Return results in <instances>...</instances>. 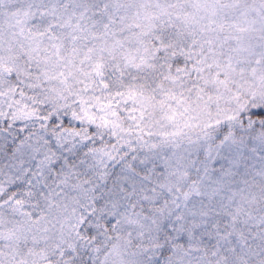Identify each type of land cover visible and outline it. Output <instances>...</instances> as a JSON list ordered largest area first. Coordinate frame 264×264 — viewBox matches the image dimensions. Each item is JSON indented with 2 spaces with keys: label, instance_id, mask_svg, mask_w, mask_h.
Listing matches in <instances>:
<instances>
[{
  "label": "snow or ice",
  "instance_id": "1",
  "mask_svg": "<svg viewBox=\"0 0 264 264\" xmlns=\"http://www.w3.org/2000/svg\"><path fill=\"white\" fill-rule=\"evenodd\" d=\"M0 264H264V0H0Z\"/></svg>",
  "mask_w": 264,
  "mask_h": 264
}]
</instances>
